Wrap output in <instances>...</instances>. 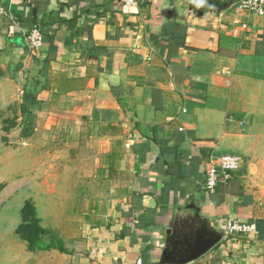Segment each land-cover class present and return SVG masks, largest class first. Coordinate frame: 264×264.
<instances>
[{
  "label": "crops",
  "instance_id": "0c3cea01",
  "mask_svg": "<svg viewBox=\"0 0 264 264\" xmlns=\"http://www.w3.org/2000/svg\"><path fill=\"white\" fill-rule=\"evenodd\" d=\"M180 1L0 0L5 135L29 143L22 163L37 170L21 182L6 264H176L159 255L160 234L192 200L223 235L186 264H264V17L197 0L203 15L186 19ZM222 155L241 166L207 192ZM27 200L64 251H31L16 233ZM228 220L253 230L226 237Z\"/></svg>",
  "mask_w": 264,
  "mask_h": 264
},
{
  "label": "water",
  "instance_id": "95a60500",
  "mask_svg": "<svg viewBox=\"0 0 264 264\" xmlns=\"http://www.w3.org/2000/svg\"><path fill=\"white\" fill-rule=\"evenodd\" d=\"M212 1L222 4V7L217 11L220 13L237 5L242 0ZM197 4V0H181L179 2V5L185 10L183 13L186 19L203 15L202 11L195 12L194 7ZM143 205L147 208H155V201L151 197H143ZM163 225L165 229L160 234L161 250L159 255L166 263L186 264L193 261L215 247L223 235L222 229L208 214L203 212L202 205L196 200L185 202L172 211Z\"/></svg>",
  "mask_w": 264,
  "mask_h": 264
},
{
  "label": "rangeland",
  "instance_id": "374dc122",
  "mask_svg": "<svg viewBox=\"0 0 264 264\" xmlns=\"http://www.w3.org/2000/svg\"><path fill=\"white\" fill-rule=\"evenodd\" d=\"M12 110L13 107L0 104V264H6L7 261H2L5 257L12 258L11 248L6 251L8 237H10L9 232L15 224L18 204L21 203L22 198L29 194V191L25 190L28 187L22 185L21 182L25 181L28 176L31 179H36L37 176L36 169L25 166L26 162L22 163L23 145L29 143L20 139L16 134L5 135L9 124L2 119L6 115L11 116ZM30 189L35 195L37 194L36 186H32ZM8 245L11 246V244Z\"/></svg>",
  "mask_w": 264,
  "mask_h": 264
},
{
  "label": "built area",
  "instance_id": "2783aa9c",
  "mask_svg": "<svg viewBox=\"0 0 264 264\" xmlns=\"http://www.w3.org/2000/svg\"><path fill=\"white\" fill-rule=\"evenodd\" d=\"M143 0H121L124 7H134ZM240 12L264 17V0H242L236 5ZM5 14V9L0 5V15ZM27 47L32 55L43 45L42 33L37 25H32L25 34ZM241 166V159L236 155H222L215 158L206 171L204 189L212 192L219 183H225L231 179L232 174ZM253 230V226L235 220L224 223V235L232 237L235 234H246ZM141 264V261H138Z\"/></svg>",
  "mask_w": 264,
  "mask_h": 264
},
{
  "label": "trees",
  "instance_id": "16d2710c",
  "mask_svg": "<svg viewBox=\"0 0 264 264\" xmlns=\"http://www.w3.org/2000/svg\"><path fill=\"white\" fill-rule=\"evenodd\" d=\"M6 22L4 17L0 16V23ZM39 27V26H38ZM40 28V27H39ZM21 112H26L25 107H21ZM9 126H13L14 121H6ZM33 121L31 114L28 113L27 122H25L24 129L21 132L22 138H27L32 131ZM1 190V186H0ZM22 223L17 227L16 233L28 244V248L31 251H42L49 249H58L61 252L64 251L62 244L58 241L50 230L44 229L39 224V219L36 216V210L34 203L31 200L24 202L21 209Z\"/></svg>",
  "mask_w": 264,
  "mask_h": 264
}]
</instances>
